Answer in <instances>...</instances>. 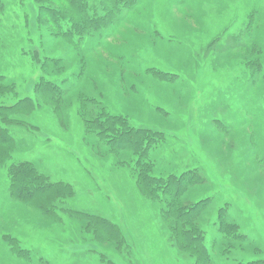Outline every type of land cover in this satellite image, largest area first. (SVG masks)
<instances>
[{
	"label": "rangeland",
	"instance_id": "374dc122",
	"mask_svg": "<svg viewBox=\"0 0 264 264\" xmlns=\"http://www.w3.org/2000/svg\"><path fill=\"white\" fill-rule=\"evenodd\" d=\"M4 1L8 4L2 24L6 42L0 49V71L7 77L5 81H11L7 84L11 93L1 97L5 104L31 96L34 88L42 85L40 60L31 59L37 46L40 57L48 53L61 57L67 65L54 73L55 83L63 90L61 109L41 98L43 105L35 104L30 112L17 111L13 117L18 123L6 126L15 151L0 165V264H30L11 254L2 240L3 233H10L51 264L194 263L173 244L160 206L139 188L132 168L119 164L125 162L124 157L103 151L106 146L88 134L86 119L98 116L99 110L94 111L92 103L88 105L89 98L100 99L110 112L127 116L134 127L172 136L167 145L151 147L149 157L157 165L155 175L180 174L199 166L211 181L207 185L210 190L206 187L189 197L215 196V207L231 202V212L241 217L264 245V205L250 196L251 191L233 174L222 170L218 159L210 158L202 146L204 135L214 126L213 117L220 116L243 126L248 134L246 143L264 151V66L255 78L252 66L245 64L249 56L253 59L256 39L261 41L264 56V0H138L133 7L121 5L115 29L104 31L101 40L94 43L86 42V38L80 50L56 37L45 36L39 43L38 6L32 0L21 4ZM27 11L32 26L28 32L22 25ZM249 22L253 31L245 41L247 48L238 43L229 49L228 39L240 35L241 26L248 27ZM215 40L220 45L218 52L208 49ZM29 46L32 52L24 53ZM202 52L207 56L198 58ZM215 56H220L217 64ZM157 69L178 72L183 85L157 81ZM250 89L255 93L248 103L246 92ZM160 106L168 114L160 112ZM222 106L226 110H221ZM247 107L251 108L248 112ZM248 118L253 121L250 125L244 123ZM225 136L223 145L227 142L232 148L235 141L239 142L236 133ZM96 144L101 147L98 152ZM134 158L132 154L130 159ZM251 160L245 161L247 166ZM21 162L35 163L50 182L71 185L69 198L56 199L60 218L44 215L39 203L42 195L36 197L37 204L36 198L18 202L11 195L9 171ZM235 163L229 168L234 174L239 171L240 176L243 166ZM80 213L103 216L117 224L127 241L122 251L117 248L115 234L104 238L106 230L100 234L85 230ZM208 223L204 227L210 241L216 231ZM254 258L264 259V253Z\"/></svg>",
	"mask_w": 264,
	"mask_h": 264
},
{
	"label": "trees",
	"instance_id": "16d2710c",
	"mask_svg": "<svg viewBox=\"0 0 264 264\" xmlns=\"http://www.w3.org/2000/svg\"><path fill=\"white\" fill-rule=\"evenodd\" d=\"M22 1L24 0H16L19 3ZM32 2L38 6L39 43L42 42L45 36L56 37L57 41H61L63 44L68 43L75 49L80 50L86 38L88 39L86 42L92 41L94 43L97 39L101 40L104 31L115 29V23L120 16L118 9L121 5L133 7L138 0H32ZM7 5L6 1L0 0V49L3 47L4 42L2 24ZM51 5L57 7L54 8ZM197 5L191 7L195 8ZM30 15L29 11L24 13L22 25L26 31L32 29ZM113 26L114 28H112ZM251 27L250 22L248 27L247 25L244 28L241 26L240 35H234L228 39L229 49L238 43L247 48L245 41L249 39L247 36L253 31ZM45 29L48 31H44ZM75 38L78 39L77 42ZM30 40L32 39L30 38ZM216 42L217 40L213 41L208 49L218 52L220 45ZM260 44L259 39H256L252 44V60V55L248 57L244 54L245 57H248L245 64L248 67L249 65L252 66V73L255 78L258 77L257 74L264 66V56L261 51L262 44ZM39 50L40 47L38 48V46L33 52L30 46L23 49L24 53L32 52V60H40V70L43 74L41 77L42 85L36 86L34 94L31 96L21 98L12 104H5L3 98L11 93L7 89V84L11 81H5L7 77L0 71V165H4L15 151L12 136L8 132V127H6L18 123V118H14L13 114L17 111H32L35 104L36 107L43 105L42 99L55 104V107L57 106L59 110L62 107V100L60 99L63 90L59 84L55 83L54 77L56 76L54 73L59 72L61 67L67 65V62L61 57L47 55L48 53L42 54L41 58ZM251 52L249 50L250 54ZM204 54L205 52H202L198 58H205L207 55ZM215 57L216 63L215 60L213 63L217 64L220 56ZM228 59L233 61L230 56ZM246 65H244L245 72L247 70ZM81 66L84 67V65ZM80 72L83 73L84 68H81ZM154 74L159 82L164 81L166 84L179 82V85H183L182 76L178 72L157 69ZM261 77L264 78V74ZM262 81L264 80L262 79ZM235 84L237 85V83ZM246 93L248 103H250L255 91L250 89ZM237 95L239 96V92ZM1 97L3 98L1 99ZM87 102L88 105L94 104V111L95 108L99 109L96 110L98 116L86 119L88 134L98 137V142L106 146L103 151L113 153L111 155L114 157H124L125 162H119V164L132 168L133 176L137 180L139 188L146 196L150 197L149 199L160 206L161 218L170 229L174 240L173 244L180 249L185 257L192 259L193 264H264L263 258H254V255L264 253L262 241H260L257 234L247 229L246 222L241 217L231 212V202L225 201L219 207H215V203L218 202L215 196L203 194L200 195L201 197H189L190 193L197 195L208 184H211V181L202 175L199 166L192 167L180 174L155 175L157 165L153 160H150L151 147L155 144L167 145L172 140V136L169 135L168 137L166 133L160 130L132 126L127 116L110 112L100 99L89 98ZM160 107H158L160 112L168 114V110L163 109L162 106ZM225 107L222 106L221 110ZM250 110L251 108L247 107L245 111ZM248 119L250 121L246 119L244 123L250 125L253 121L252 118ZM213 121V127H210V122L207 125V128L210 127V129L208 128L210 130L208 135L203 133L202 146L210 158L218 159L222 170L233 174V177L243 184V188L251 191L250 196L256 199L259 204L264 205L262 203V199H264V174H262L264 170V151L261 152L256 149L251 142L246 143L247 132L243 129V126H239L238 123L234 124V120H224L220 116H214ZM19 123H21V126L24 125V122L20 119ZM257 127L253 128L255 132ZM235 133L238 136L235 140H239V142L235 141L236 144L232 148L228 147L227 142L226 145L225 143L224 145L221 144L224 137H226L225 135ZM208 142L215 143L208 144ZM219 145H223L224 148L220 149ZM238 146H240L239 149ZM94 149L96 151L101 150V147L96 144ZM132 154L135 156L134 160L130 159ZM236 155H238V158H235ZM248 158L252 159L250 166H247L249 164L245 162ZM234 163L239 168L243 166L241 168L243 172L240 176L239 171H235L234 174L229 168L230 165L233 167ZM38 172L35 163L32 162H21L12 166L9 171L11 195L18 202L26 199L32 202L38 195H42L39 203L45 211L44 215L54 216L58 219L60 216L55 209L57 207L56 199L69 198L73 194V189L71 185L65 184L63 181L59 183L50 182L47 176ZM206 190H210V187H207ZM37 199L34 201L36 204ZM80 215L85 230L93 231V233L97 232V234H100L102 229L106 230L103 233L104 238L108 234H115L119 245L118 247L113 244L110 245L119 248L120 252L126 246L127 241L124 233L117 224L96 214L80 213ZM207 223L211 229L216 231L210 241H207V230L204 227ZM2 240L7 243L8 246L6 247L16 258L30 264H51L47 258L37 254L38 252L34 249L22 246L19 239L10 235V233H3Z\"/></svg>",
	"mask_w": 264,
	"mask_h": 264
}]
</instances>
